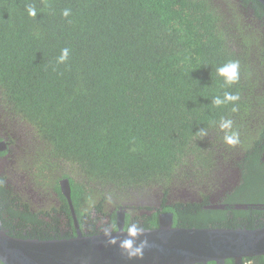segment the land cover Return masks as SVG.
<instances>
[{
  "label": "trees",
  "instance_id": "trees-1",
  "mask_svg": "<svg viewBox=\"0 0 264 264\" xmlns=\"http://www.w3.org/2000/svg\"><path fill=\"white\" fill-rule=\"evenodd\" d=\"M246 2L264 17L256 0ZM222 22L208 0H0V95L32 126L43 169L65 171L76 210L89 198L71 178L77 173L90 184L136 187L212 160L203 159L195 133L204 128L222 139L221 117L232 119L248 142L252 131L242 114L254 111L256 144L264 140V68L242 51L248 44L239 30L225 34ZM64 48L69 58L57 64ZM229 60H239L240 80L225 86L216 68ZM225 91L239 93L238 112L212 105ZM248 147L241 143L242 152ZM253 150L244 160L257 161L264 145ZM39 229L38 222L28 237L68 238L55 225Z\"/></svg>",
  "mask_w": 264,
  "mask_h": 264
},
{
  "label": "flooded vegetation",
  "instance_id": "flooded-vegetation-1",
  "mask_svg": "<svg viewBox=\"0 0 264 264\" xmlns=\"http://www.w3.org/2000/svg\"><path fill=\"white\" fill-rule=\"evenodd\" d=\"M208 1L221 16L225 34H237L239 30L241 39L248 44L242 51L250 62H256L255 68H264L259 62V58L264 61V17L260 18L253 4L246 0ZM234 36L241 44L240 37ZM232 45L231 49L237 50ZM254 65H250V69ZM263 72L259 79L264 92ZM248 117H253L254 125L258 123L254 111H249ZM254 125L248 126L252 131L249 141L240 137L236 147L225 145L223 138L215 137L216 133L202 137L203 159L210 156L212 160H206L195 169L184 166L185 169L168 180L136 187L103 186L99 182L90 184L77 173L78 176L71 178L85 185L84 197L89 198L76 210L72 200L71 208L60 191L59 183L66 179L62 177L65 171L52 173L50 169H43L41 142L32 126L14 114L11 107H6L0 95V146H5L0 149V226L9 222L11 227L5 229L8 235L38 239L28 237L27 232L35 230L39 222V230L55 225L65 231L62 236L67 233L68 238H74L77 236L75 217L81 235L93 236L104 234L105 229L113 225L117 230V217L123 213L124 230L132 223L153 230L164 214L172 215V227L177 228H264V152L255 156L261 162L244 160L251 156L249 152L256 153L254 147L264 145V140L256 144L261 134ZM241 143L245 148L249 146L246 152H242ZM245 163L248 166L241 168ZM56 178L60 194L52 183ZM60 195L66 201L65 206ZM6 207L13 211V216ZM224 264H264V258H243L240 262L228 259Z\"/></svg>",
  "mask_w": 264,
  "mask_h": 264
},
{
  "label": "water",
  "instance_id": "water-1",
  "mask_svg": "<svg viewBox=\"0 0 264 264\" xmlns=\"http://www.w3.org/2000/svg\"><path fill=\"white\" fill-rule=\"evenodd\" d=\"M264 8V0H256ZM4 144L0 149H4ZM60 191L71 206L68 179L60 181ZM73 213V211H72ZM74 218L77 236L62 239H21L7 234L0 226V257L7 264H224L233 259L262 256L264 258V228H177L172 227V215L164 214L159 225L146 230L136 244L149 241L143 259L129 260L119 246H110L105 234L82 236ZM118 240L126 239L124 214L118 217Z\"/></svg>",
  "mask_w": 264,
  "mask_h": 264
},
{
  "label": "clouds",
  "instance_id": "clouds-1",
  "mask_svg": "<svg viewBox=\"0 0 264 264\" xmlns=\"http://www.w3.org/2000/svg\"><path fill=\"white\" fill-rule=\"evenodd\" d=\"M27 14L30 18H35L37 16V9L31 4L26 8ZM71 15L70 9H65L62 12V16L67 18ZM70 50L64 48L61 50V54L57 58V64H64L69 58ZM240 62L239 60H229L228 62L222 64L216 68V74L222 78L225 86H232L237 84L240 80ZM240 100L239 93H233L230 91L223 92L221 95H216L213 97L211 103L216 108H221L227 105H232L231 111L236 113L239 111L238 102ZM219 131L223 133V142L229 147H236L240 143V133L234 127V121L230 118H223L219 120ZM207 130L200 128L195 135L200 137L207 136ZM116 231L115 225L111 226L110 229H105L104 234L107 238V243L110 246H119L122 252L127 254L129 260L133 259H143L145 249L150 247L149 241L143 239L136 244L137 239L145 234V229L136 223H132L128 226L126 230V239L118 240L116 235L113 233ZM0 264H7L6 257H0Z\"/></svg>",
  "mask_w": 264,
  "mask_h": 264
},
{
  "label": "rangeland",
  "instance_id": "rangeland-1",
  "mask_svg": "<svg viewBox=\"0 0 264 264\" xmlns=\"http://www.w3.org/2000/svg\"><path fill=\"white\" fill-rule=\"evenodd\" d=\"M228 46L230 47V45L228 44ZM231 49V48H230ZM232 50V49H231ZM234 51H239V50H236V49H233ZM242 117H244L245 119H246V122H247V125L248 126H250V125H252V119H253V117H252V119L250 118V117H248V114H245V113H243L242 114ZM199 165H202V163L201 162H199L198 164H195V163H192V168L193 169H195L197 166H199ZM182 169H185V167H182ZM180 171H181V169H180ZM179 170H178V173L180 172ZM177 173V174H178Z\"/></svg>",
  "mask_w": 264,
  "mask_h": 264
}]
</instances>
